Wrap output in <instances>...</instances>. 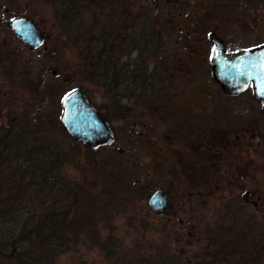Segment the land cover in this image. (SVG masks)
Here are the masks:
<instances>
[{
	"label": "rangeland",
	"instance_id": "374dc122",
	"mask_svg": "<svg viewBox=\"0 0 264 264\" xmlns=\"http://www.w3.org/2000/svg\"><path fill=\"white\" fill-rule=\"evenodd\" d=\"M62 2L3 1V6L11 8L9 15L29 16L48 35L39 51H24L7 31H0V39L13 52L0 60V125L16 121L24 133L38 132L57 154L64 155L62 177L81 190L66 216L82 218L79 223L86 230L73 231L76 236L64 233V243L51 245L46 253L50 260L43 264H143L158 251L183 264L198 263L196 256L205 252H210L211 264H264V212L256 211L251 226L245 225L240 234L225 231L233 223L228 225L230 221L221 218L222 203L231 196L218 192L210 200L203 181L198 183L202 186L193 187L195 173L188 166L190 148L184 127L194 117L185 123L175 119L188 111L182 105L190 106L195 118L208 111L219 122L220 118L245 117L247 121L260 115L259 129L264 132V118L251 91L230 96L213 80L208 38L213 30L229 51L263 43L264 0H90L95 7L85 12L76 8L74 25L79 27L69 35L60 20ZM108 13L119 26L115 31L129 38L128 44H123L125 40L115 44V52L118 45L128 46L123 57H129V62L143 68L139 51L132 46L141 41L146 42L140 51L144 48L150 68L158 57L177 59L173 71L180 86L176 90H164L154 74L148 83L143 80L146 76L135 73L128 80L114 71L100 76L87 69L84 57L92 52L84 50L85 41L92 46L93 61L102 59V41L92 22L100 23ZM81 29L83 35L76 36ZM77 87L109 121L115 133L112 145L86 149L63 128L61 99ZM168 92L172 96L161 100V94ZM171 103L174 108L167 107ZM171 110L175 115L165 119ZM178 138H185V146L175 143ZM26 141L35 143L30 136ZM6 159L0 156V161ZM3 165V174L10 175L13 165L9 160ZM157 187L172 199L171 215L158 217L148 208L145 195ZM196 191L204 193L201 199L196 200ZM261 193L264 196V189ZM263 199L258 206L264 205ZM64 225L69 222L65 220ZM239 227L240 223L235 228ZM217 248L221 253L215 252ZM14 251L13 259L0 256V264H31L29 259L16 260Z\"/></svg>",
	"mask_w": 264,
	"mask_h": 264
},
{
	"label": "trees",
	"instance_id": "16d2710c",
	"mask_svg": "<svg viewBox=\"0 0 264 264\" xmlns=\"http://www.w3.org/2000/svg\"><path fill=\"white\" fill-rule=\"evenodd\" d=\"M62 3L60 20L63 21L62 29L65 35L79 27L74 25L78 18L76 8L85 12L89 6L95 7L90 0H63ZM103 21L98 24L96 21L92 22L93 31H97L98 34H95L102 41L100 50L103 62L101 59V63H98V57L93 61L92 46L85 41L84 50L89 49L92 54L86 53L84 64L90 72L108 76L112 71V63L111 47L108 48L106 44L112 42L113 20L108 13L103 16ZM81 34L82 29L77 31L76 36ZM78 37H75V40ZM141 45L137 43L133 46ZM22 127V124L19 126L16 121L7 126L0 125V156L4 154L7 158L0 161V256L13 259L12 254L16 250V260L29 259L31 264H43L50 260L46 255L50 246L64 243V233H67V236H76L73 231L86 230L85 226L79 223L82 218L77 220V217L69 219L66 216L69 215L68 211L81 190L61 175L60 167L64 155L57 154L38 132H35L36 135H30L26 130V134ZM29 136L35 143H27L26 138ZM8 160L13 165V171L6 176L1 167ZM65 220L69 222L68 226L64 225ZM162 252L158 251L150 262L145 261L143 264H183L178 260L168 259L170 255L167 259L162 257ZM215 252L221 253L219 248ZM232 254L229 252V255ZM196 259V264H211L210 252L197 255Z\"/></svg>",
	"mask_w": 264,
	"mask_h": 264
},
{
	"label": "flooded vegetation",
	"instance_id": "af4514ba",
	"mask_svg": "<svg viewBox=\"0 0 264 264\" xmlns=\"http://www.w3.org/2000/svg\"><path fill=\"white\" fill-rule=\"evenodd\" d=\"M3 1L4 0H0V31H7L12 38L19 43L18 45L23 47L24 51H39L44 43L38 48H30L29 46L24 45L16 37V34L9 26V23L17 16L9 15L11 8L3 6ZM18 16H26L34 22L45 34V42L48 35L44 32L39 23L35 22L27 15ZM114 17L116 19V15ZM253 18H256L255 14L253 15ZM116 27L118 28L119 26H115L113 23V32L111 37V43L113 46L110 54V58L113 59V62L111 61L112 71L118 73V75L122 76V78L126 77L128 80L129 78L131 79V76L134 73L142 77L146 76L143 80H146L148 83H150V80L152 81L149 76L154 77V75H156L158 82L161 84L163 89L167 91H169V89L176 90L177 87L180 86L179 81L177 80V75H175V72L173 71L175 69L174 64L177 59L175 60L172 56L162 59V57L156 58L155 54L154 59H156L152 63L156 62V64H153L150 68V62L145 60V57L142 54V52H144V48L140 51V48L142 47L135 46L134 48L138 49L140 55L137 57L138 61L140 64H143V68H139L138 63L129 62L128 60H131L129 57H123L124 52H126V45H118V50L115 52V44L121 45L122 40H125L123 44H128L129 40V38L124 37L119 32L117 33L115 31ZM211 34L218 36L213 30H210L208 38ZM141 42L142 44L146 43L143 41ZM179 44L181 45V42ZM7 46L6 41L0 39V60L8 58L13 54ZM126 47L128 48V46ZM211 48L212 45L210 46V53ZM169 60H171L172 64L168 62ZM177 68H179L178 65L176 69ZM137 87L140 89V86ZM248 90L251 91L250 88ZM140 91L142 92L141 89ZM170 96L172 95L169 94V92L167 93V96L161 94L160 99L162 98L161 100H167ZM254 100L259 104V114H262V118H264L262 102L255 98ZM174 106V103L167 105L168 108H174ZM182 106L186 107L188 111H186L180 118L175 117L176 120H180L181 122L182 119V123H185L186 118L190 119V117H194L193 120L187 121L190 123L187 127H184L185 132H188V138H185L186 140L188 139L187 141L190 148L188 152V155L190 156V163L188 166L190 169H193L195 173L194 177L191 178L193 187L198 188L202 186L198 185V183L203 181L204 184L208 186V190H205V196L210 200L212 196L216 195L218 192L225 196L230 195L231 200L226 198L225 202L222 203L224 208L221 213V218L226 221L229 220L230 222L228 225L233 223L231 228H224L226 229L225 231L229 232L231 230V232H229L230 234L234 232L240 234L241 229L243 232L245 225L251 226L250 220L254 217L256 211H258V213L261 211L264 212V205L258 206L260 203L258 202L259 199L264 197L261 193L264 189V132L261 133L259 129L260 123L258 121L261 116L248 117L247 121L245 117H234L230 120H228V118L226 120H222L220 118L219 122L218 118L216 117L214 119L213 116H210L208 111H205L203 116L195 118L196 116H193L192 110L189 109L191 108L190 106ZM179 108L181 111L184 110L182 107ZM234 112L239 113L238 111ZM170 115L174 116L175 113L172 114V110L169 111L168 115L165 116V119ZM161 118L164 117L161 116ZM198 122L201 124L200 127H197ZM228 122H231L233 125L229 126ZM155 132H157L156 129ZM185 138H178V141L175 143H177V145L185 146ZM164 145H166L165 140ZM157 148H160L158 144ZM197 169H199V171H197ZM203 194L204 193L202 191H196L194 193L196 200L199 198L201 199ZM215 197L216 196H214V198ZM263 202L264 199L261 201V204H263ZM172 213L173 212L165 216L171 215ZM239 223L240 227L235 228L239 225Z\"/></svg>",
	"mask_w": 264,
	"mask_h": 264
},
{
	"label": "water",
	"instance_id": "95a60500",
	"mask_svg": "<svg viewBox=\"0 0 264 264\" xmlns=\"http://www.w3.org/2000/svg\"><path fill=\"white\" fill-rule=\"evenodd\" d=\"M9 26L16 37L30 48H37L44 41L42 30L25 16L16 17ZM209 39L212 43L210 67L213 79L230 95L241 93L250 86L253 96L262 102L264 110V42L227 51L221 38L211 34ZM61 105L60 120L73 140L92 150L115 141L110 123L90 103L83 89L68 91L62 97ZM145 200L148 208L157 216L169 214L173 210L172 200L161 187L147 193Z\"/></svg>",
	"mask_w": 264,
	"mask_h": 264
}]
</instances>
